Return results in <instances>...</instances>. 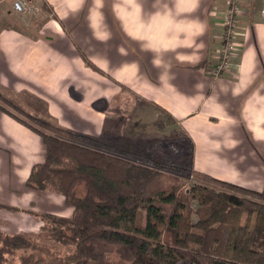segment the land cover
I'll return each mask as SVG.
<instances>
[{
    "label": "crops",
    "instance_id": "obj_1",
    "mask_svg": "<svg viewBox=\"0 0 264 264\" xmlns=\"http://www.w3.org/2000/svg\"><path fill=\"white\" fill-rule=\"evenodd\" d=\"M31 2L38 13L46 11L42 7L46 2L56 18L47 12L48 16L36 29L30 21H19L18 15L23 14L0 0V86L9 92L27 90L42 97L57 123L75 131L109 138L126 136L134 141L160 138L157 131L164 132L170 127L162 124L155 109L141 102L138 96H142L172 115L171 127L190 143L189 156L196 170L249 188H261L264 17L260 10L264 0L239 1L236 51L229 70L217 78L210 75V69L218 59L227 0H142V9H146L141 10L140 18L133 15L138 5L128 1L124 27H119L123 30L119 35L124 38V56L113 57L110 53L109 61L114 63L110 71L100 66L111 78L90 70L97 77L108 79L115 86L114 94L117 88L121 89L118 82L134 93L126 99L132 100L131 106L123 108L125 126L120 129L110 126L108 133L106 121L111 122L109 125L117 123L106 112H99L103 111L99 102L106 99V94L98 93L91 102L95 111L81 102L84 97L81 101L67 100L66 95L74 85L70 79L77 75L75 70H69V60L80 57H46L52 53L47 46L62 45L63 36L58 35L53 41V22L62 30L77 25L80 19L84 20V7H89L85 6L86 0L78 7H73L74 0ZM56 8L64 12L63 17ZM115 39L116 46L117 34ZM64 77L72 83L54 81ZM111 95L110 91L108 96L112 98ZM97 113H103V119ZM44 157L42 138L0 109V204L8 206L0 207L1 231L38 232L42 221L33 211L59 216L72 214L73 208L61 194L33 190L25 184L31 167Z\"/></svg>",
    "mask_w": 264,
    "mask_h": 264
},
{
    "label": "trees",
    "instance_id": "obj_2",
    "mask_svg": "<svg viewBox=\"0 0 264 264\" xmlns=\"http://www.w3.org/2000/svg\"><path fill=\"white\" fill-rule=\"evenodd\" d=\"M73 44L87 67L111 78ZM138 97L163 125L174 124L165 108ZM0 109L42 138L45 157L26 186L61 194L73 208L70 216L33 211L42 221L36 233L0 230V264H264V180L255 189L196 170L185 139L189 157L176 160L156 152L170 148L166 138L69 129L27 90L0 86Z\"/></svg>",
    "mask_w": 264,
    "mask_h": 264
},
{
    "label": "rangeland",
    "instance_id": "obj_3",
    "mask_svg": "<svg viewBox=\"0 0 264 264\" xmlns=\"http://www.w3.org/2000/svg\"><path fill=\"white\" fill-rule=\"evenodd\" d=\"M2 1H4L3 5L5 6H7V4H11L12 2V0ZM74 1L75 3L73 7H78L81 4L82 0ZM128 1H131L132 3H136L138 5L137 11L133 8L132 9L134 10V12H136L135 14L133 13L134 18H140V14H142L141 10L146 9H142V0H88V2L86 0L85 6L88 5L89 7H84L85 11L82 14L84 20L80 19L78 24L74 27L72 26L62 30L59 25L54 21L52 27L53 41L56 42V40L58 39V35L63 36L62 45L52 44L51 46H47L49 51L52 50V53L50 56L46 57H52L53 55V57H79L77 52L75 51L73 43H75V45L77 46L78 44H80L79 47L90 57L91 60H93V62H95L99 66H102L104 69L110 71V67L114 64L113 62L109 61L108 57H110V53H113V57L124 56V38L123 36L119 35V33H121V35L123 34V30L119 29V27H124V8L125 4L128 3ZM56 9L59 11V16L63 17L64 12H61L59 8ZM23 15H18L20 19L19 21H30L34 23V26L37 29V26H39L45 20V17L48 16V13L47 11H40L39 13L38 11H36L31 12L26 16ZM21 17L24 18L22 19ZM67 25L69 26L68 22ZM115 34H117L116 46ZM36 35L38 37L44 36L42 34ZM21 49L22 47H20V49L18 48L15 52V55H17L19 53L18 51H20ZM69 70H75L77 75L73 76L70 79L74 83V85L71 84L73 85V87L70 89V91H68L69 94L66 95L68 102H70L71 100L81 101V97H84L85 100L81 102L88 105V107H90L92 111H95L96 108L94 109L91 106V102L96 99L98 93L106 94V99L101 100L99 102L101 103L99 104L101 110H103L99 112H106V115H110V117L116 119L117 123L109 125L108 123L111 122L106 121V132L108 133V129H110V126L112 127V129H114L115 127L120 129L122 126H125L124 123L126 122L127 118L126 116H124V113L126 112L123 110V108L126 106H131L132 100L131 102H128L126 99H128L127 97H133L132 95L134 93L117 88L116 93L114 94L113 87L115 86L110 81H108V79L97 77L92 72H90L91 69L87 67L86 64H83L81 62V58L69 60ZM67 80L68 78L64 77L57 78L54 81L56 83H72L71 81L69 82V80ZM78 89H82L84 93H80V90ZM110 91L112 94V98L108 96V93ZM113 103H115V105H113ZM133 106H135V104H133ZM96 115L101 119H103L102 117H104L103 113H97ZM108 119L109 118H106V120ZM171 126H169L170 128L167 127L164 132H160V130L157 131V134L160 135V138H166L170 141H173V143L170 145V148L167 151L159 147L156 149V152H158L159 154H163L164 156H170L171 158H174L176 160H182L186 157H189L188 152H185L187 146L183 139V134L177 133L175 131V128ZM119 129H116V133H120ZM116 133L113 132V135H116ZM176 140L179 141L178 144L174 143V141ZM191 180H194V178L192 179L191 177ZM124 255H127V253L125 252ZM178 264L192 263H190L186 259H180L178 261Z\"/></svg>",
    "mask_w": 264,
    "mask_h": 264
},
{
    "label": "built area",
    "instance_id": "obj_4",
    "mask_svg": "<svg viewBox=\"0 0 264 264\" xmlns=\"http://www.w3.org/2000/svg\"><path fill=\"white\" fill-rule=\"evenodd\" d=\"M240 0H227V8L223 13L221 25L223 27L221 44L218 50V59L210 69V75L214 78L222 76L232 64V56L236 51V22L240 11ZM12 9L17 13L27 14L35 11L31 0H12ZM264 17V4L260 10Z\"/></svg>",
    "mask_w": 264,
    "mask_h": 264
}]
</instances>
